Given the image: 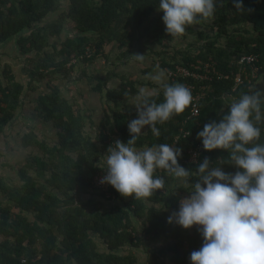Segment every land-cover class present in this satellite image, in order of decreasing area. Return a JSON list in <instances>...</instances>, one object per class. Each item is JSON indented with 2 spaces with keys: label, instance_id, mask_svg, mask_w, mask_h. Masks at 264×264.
<instances>
[{
  "label": "trees",
  "instance_id": "1",
  "mask_svg": "<svg viewBox=\"0 0 264 264\" xmlns=\"http://www.w3.org/2000/svg\"><path fill=\"white\" fill-rule=\"evenodd\" d=\"M63 1L0 0V43L16 39L31 75L45 82L46 90L36 100V117L56 130V139L41 138L36 127H30L21 145L31 153L24 162L9 165L20 181L0 176V264H183L184 257L190 259L202 246L203 237L196 226L184 229L168 223V217L178 211L180 199L190 195L191 183L160 169L156 175L165 180L164 187L135 199L111 185L108 191L98 189L93 180L105 172L103 155L109 146L132 138L128 123L134 117L126 101L137 97L141 87H151L150 98L163 101L162 83L152 79L155 67L168 72L169 80L163 83L193 85V97L204 93L198 102L200 115L192 116V101L182 114L156 125L158 137L145 127L135 146L175 144L183 153L179 164L193 173L205 158L214 166L224 161L225 172L237 171L226 150H204L197 134L205 124L222 119L242 94L264 92V0H243L242 12L233 0H219L212 18L187 26L179 36L166 32L159 0H67L65 9ZM69 31L73 34L63 35ZM153 43L162 51L152 48ZM108 47L112 51L107 53ZM115 51L118 62L134 52L158 58L143 68L140 76L147 79L127 70L96 78L92 91L100 94L104 110L96 124L87 114L94 108L69 99L57 82L71 81L77 67L100 58L108 61ZM252 55L258 57L256 77L253 65L239 64ZM184 69L196 74L186 75ZM0 71L3 135L23 107L25 91H37L41 85L26 89L1 58ZM110 75L121 80L120 87L108 85ZM238 77L243 82L237 85ZM88 125L96 132L88 131ZM258 126L256 143H264V122ZM196 151L200 155L195 161ZM136 249L144 252L139 255ZM143 253L147 257L142 262Z\"/></svg>",
  "mask_w": 264,
  "mask_h": 264
},
{
  "label": "clouds",
  "instance_id": "2",
  "mask_svg": "<svg viewBox=\"0 0 264 264\" xmlns=\"http://www.w3.org/2000/svg\"><path fill=\"white\" fill-rule=\"evenodd\" d=\"M233 4L238 12L244 10L243 0H233ZM218 5L219 0H159L158 10L163 12L166 32L179 36L187 26L212 18ZM131 57L143 61L145 55ZM153 79L162 83L163 101L157 103L144 89L139 90L138 118L128 123L132 138L109 146L103 155L106 174L100 182L125 197L147 198L164 187L165 180L156 172L166 170L192 185L190 195L180 199L178 211L168 217V223L184 229L196 226L203 237L202 246L190 255L191 264H264V143H256L261 136L258 125L264 122V92L242 94L222 119L205 124L197 134L204 150H226L227 160L237 171L225 172L224 161L214 166L205 158L193 173L179 164L183 153L175 144L135 146L145 127L158 137L156 125L182 114L193 101L188 86L163 83V72ZM193 155L196 161L200 153Z\"/></svg>",
  "mask_w": 264,
  "mask_h": 264
},
{
  "label": "rangeland",
  "instance_id": "3",
  "mask_svg": "<svg viewBox=\"0 0 264 264\" xmlns=\"http://www.w3.org/2000/svg\"><path fill=\"white\" fill-rule=\"evenodd\" d=\"M64 7L63 9L68 7L67 0L63 1ZM51 18H54V15L51 16ZM50 18V19H51ZM72 32H66L63 35H72ZM152 48L162 51V47L160 44L153 43L151 44ZM6 50V49H5ZM9 51V50H8ZM111 47L107 48V53L111 52ZM119 51L112 52V54L109 55V60L105 61V59L100 58L95 63H89L80 65L77 67V69L72 73L69 79H60L57 84L61 85L63 87L64 95L67 96L71 100H79V102H86V104L89 105L88 108H94V111H87V114L93 115V120L96 124L101 122V119L103 118L102 115H104V110L100 102V94L92 91V87L95 86L97 83L96 78L98 76H106L108 72H111V70L122 72L127 70L129 73H131V76H135V78L138 79H147L145 76H140L143 73V70L146 66H149V63H151L153 60L158 58L155 54H151L150 52L147 53L148 55L144 58L143 61H136L133 57L129 60L123 59L122 61L116 60L117 53ZM173 53V52H172ZM134 54H138L137 52H134ZM2 64L4 65L7 62H15L13 60V57L5 56L4 58L1 57ZM7 61V62H6ZM114 62L116 64L114 65ZM73 63V62H72ZM71 63V64H72ZM123 63V64H122ZM69 64V66L71 65ZM17 69L16 72H18V69L22 75L23 73V65L22 63H17ZM144 68V69H143ZM86 71V75H83L82 72ZM126 72V71H125ZM159 72L164 73V81H168V72L163 69H159L158 67H155V70H153V76L157 75ZM95 76V79L92 77ZM107 77V76H106ZM28 77L24 76L23 80H26ZM108 85L111 86V88L120 87L121 80L119 78L113 77L112 75L109 76ZM154 80V79H153ZM70 81V82H69ZM156 81V80H155ZM33 82H30L28 85H32ZM160 84L161 82H158ZM36 84L41 85V88L37 91H29L26 92V98L23 107L19 110L17 117L13 121V123L7 128L6 132L3 135H0V176H5L9 180H12L13 182H19L20 178L16 170L11 168L9 165H17L18 163H22L25 161V157L31 153V150L25 149L21 145V137L28 133L30 127H36V130L38 133H40L41 138H47V137H53L56 139V130L51 127L50 124L45 123L38 119L36 117V100L38 96L44 92L45 89V82L43 81H37ZM43 86V87H42ZM144 89V91L149 94L152 93L151 87H141ZM137 100L136 97H131L126 101V105H128L129 109L131 110V117L135 119L138 117V111L136 108ZM86 116L88 117V115ZM89 118V117H88ZM132 119V120H133ZM88 131L96 132V127H92L91 125H88L87 127ZM145 128L142 130L144 131ZM108 203V201H106ZM142 249V248H141ZM136 253L139 255L142 254V250H135ZM142 262L146 259V254L143 253ZM183 264H191L190 259L184 257L183 258Z\"/></svg>",
  "mask_w": 264,
  "mask_h": 264
},
{
  "label": "crops",
  "instance_id": "4",
  "mask_svg": "<svg viewBox=\"0 0 264 264\" xmlns=\"http://www.w3.org/2000/svg\"><path fill=\"white\" fill-rule=\"evenodd\" d=\"M7 55H8V57H13V60L15 62L14 63L13 62L12 63L11 62H7V61L6 62L9 63L12 66V68L14 69L15 75L17 77V80H19L20 82L25 84L26 89L30 87V85H28L30 82L35 81L33 83H36V80L31 75V72H30V69H29L30 66H29L28 58H26L25 56L20 55L18 46L16 44V39H11V40H9L7 42L0 43V56L4 58ZM17 63H22V65H23V69L22 70H23L24 75H22L20 73L19 69H18V72H16L15 69H17V66H16ZM24 76H27L28 78L26 80H23ZM25 92H27V90ZM16 117H17V115H16Z\"/></svg>",
  "mask_w": 264,
  "mask_h": 264
},
{
  "label": "built area",
  "instance_id": "5",
  "mask_svg": "<svg viewBox=\"0 0 264 264\" xmlns=\"http://www.w3.org/2000/svg\"><path fill=\"white\" fill-rule=\"evenodd\" d=\"M256 62H258V57L252 55V56H244L243 58H241L240 61H239V64H241V65H247V64L253 65V76L256 77L257 72L259 71V69H258V67L256 65ZM184 71H185L186 75H191V74L195 75L196 74V73L189 72V71H187L185 69H184ZM243 71H245V70L243 69ZM236 81H237V85L243 82L241 77H238L236 79ZM186 86H188L190 89H192L194 87L193 85H186ZM203 96H204V93H198L197 95H195L193 97L194 107H193L192 115L197 116V115L200 114V107L198 105V102ZM0 97H1V91H0ZM105 174H106L105 172H102V173H99L98 175L95 176V178H94V187H96L98 189H101L103 191H108L109 185L108 184H102L100 182L102 177Z\"/></svg>",
  "mask_w": 264,
  "mask_h": 264
}]
</instances>
